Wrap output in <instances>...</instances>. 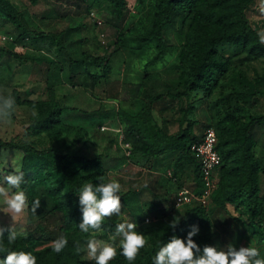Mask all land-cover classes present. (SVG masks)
Instances as JSON below:
<instances>
[{"label": "rangeland", "instance_id": "374dc122", "mask_svg": "<svg viewBox=\"0 0 264 264\" xmlns=\"http://www.w3.org/2000/svg\"><path fill=\"white\" fill-rule=\"evenodd\" d=\"M9 1L19 11L21 26L0 18V33L11 39L3 45L8 52H0V139L47 148V134L28 129L36 109L11 105L7 96L15 89L21 99L45 101L52 89L63 113L51 145L98 159L100 165L90 169L100 183L113 189L109 197L79 195L85 216L78 224V264H142L150 249L147 231L174 226L196 205H174L178 187L198 190L191 160L186 157L176 165L177 151L147 158L126 155L129 126L149 139L157 128L169 135L181 133L187 145L207 126L219 132L236 122L250 123L264 197V123L252 120L264 115V86L258 82L264 57L245 54L238 43L221 42L217 50L224 70L207 90L186 89L180 53L193 38L187 10L176 11L163 32L170 45L164 60L146 66L156 53L155 41L143 43L140 37L149 28L157 0H125L121 16L104 0H38L34 5ZM230 3L247 5L249 25L264 43V0ZM26 36L29 43L22 46L20 39ZM83 52L103 57L111 65L110 73L93 82L89 75H102V69L81 63ZM132 84L140 85L136 93ZM233 92L244 96L229 101L226 96ZM22 158L21 151L0 147V228L13 236L32 232L40 237L35 249L49 248L47 256L17 264H53L66 249L60 239L62 213L53 209V197L61 199L63 194L53 189L59 178H46V170L37 163L30 181L33 196L27 198L16 177ZM225 183L231 188L230 178ZM203 209L208 223L200 233L211 232L213 238L198 259L221 263L229 248L245 256L244 264H264V240L252 232L244 205L228 201L215 206L209 201Z\"/></svg>", "mask_w": 264, "mask_h": 264}, {"label": "trees", "instance_id": "16d2710c", "mask_svg": "<svg viewBox=\"0 0 264 264\" xmlns=\"http://www.w3.org/2000/svg\"><path fill=\"white\" fill-rule=\"evenodd\" d=\"M107 1L118 16L122 15L125 0ZM141 1V0H140ZM32 5L38 0H28ZM246 4L235 5L230 0H157L156 10L149 21V28L140 37L143 43L155 41V55L146 63V66L162 62L170 49L163 32L170 25L173 14L179 10L189 11L191 18L189 30L193 34L192 40L181 50L180 62L186 67L184 86L186 89L202 88L207 90L214 82L218 73L225 65L218 59L217 46L221 42L238 43L241 50L254 58L264 57V43L258 33L249 25L245 15ZM0 18L21 26L19 11L9 0H0ZM28 36L20 39L21 45H27ZM0 46V52H8ZM16 58H22L10 51ZM81 63L90 62L102 69V75H89L93 82L110 73L111 65L103 57L93 56L83 52ZM264 86V74L258 78ZM135 93L139 84H132ZM135 96V94H134ZM243 93H229V101L239 100ZM11 105H26L35 108L36 119L28 126L34 134L44 132L48 136L49 146L38 149L32 144H17L0 139V147L12 148L23 153L20 170L16 173L21 193L31 199L33 196L30 181L35 165L40 163L46 170V178L58 175L59 181L53 188L63 193L61 199L53 197V209L62 213L60 239L65 251L58 254L53 264H78L75 256L77 250L78 224L85 216L79 205V195L94 196L105 193L107 197L113 194V189L100 183L90 168L99 166L98 159H87L82 155L58 151L52 145V140L62 124L63 108L55 99L54 91L48 92L47 100L34 101L21 99L14 89L7 96ZM253 121L263 122L264 115ZM208 127V126H207ZM213 127V126H211ZM250 123L243 125L233 123L217 132L216 149L221 157V164L217 169V186L210 197L215 206H223L228 201H236L244 205L250 219L252 232L264 240V197L260 194L258 175L261 171L258 158L253 153L254 140L249 130ZM55 131V132H54ZM193 137L186 145L181 133L167 134L157 128L152 139L138 129L129 126L125 130V144L130 146L129 156H161L165 153L177 151L176 165L188 157L193 163L194 180L198 183V190L202 186L198 161L189 150L190 145L201 138ZM171 179L175 174L171 171ZM230 178L231 188H227L226 179ZM208 223L203 206L187 209L182 218L172 227L165 230L151 229L147 231L150 249L146 252L142 264H244L245 256L232 249H226L225 260L221 263L207 261L206 258H197V254L205 249L213 238L211 232L200 230ZM40 237L32 232L20 236L10 235L0 228V261L21 263L34 256H47L49 248L41 251L35 249Z\"/></svg>", "mask_w": 264, "mask_h": 264}, {"label": "built area", "instance_id": "2783aa9c", "mask_svg": "<svg viewBox=\"0 0 264 264\" xmlns=\"http://www.w3.org/2000/svg\"><path fill=\"white\" fill-rule=\"evenodd\" d=\"M8 40H11L6 35L0 33V46H3ZM217 136L215 129L208 126L204 129L202 136L196 142H193L189 150L198 161L201 174L202 186L199 191H192L186 187H178L174 196V205L182 207L186 205L196 204L204 206L210 201V197L217 186L216 171L221 164V157L216 149ZM126 155L130 154L129 144H124ZM171 177V171L166 173Z\"/></svg>", "mask_w": 264, "mask_h": 264}]
</instances>
